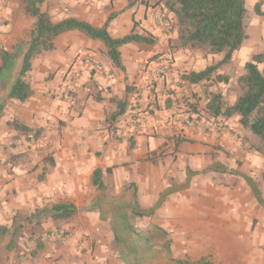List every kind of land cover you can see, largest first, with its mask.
<instances>
[{
  "label": "crops",
  "instance_id": "obj_1",
  "mask_svg": "<svg viewBox=\"0 0 264 264\" xmlns=\"http://www.w3.org/2000/svg\"><path fill=\"white\" fill-rule=\"evenodd\" d=\"M156 2L140 0L129 9L127 0H46L39 6L53 23L76 18L96 28L116 14L107 26L112 38L129 35L135 27L140 34H150L155 44L120 47L122 71L113 65L101 41L70 31L54 40L52 51L31 60L24 79L32 95L23 102L4 97L2 120L10 121L11 126L17 122L33 131L38 129L40 134L28 139L17 132L23 165L8 167L6 175L0 171L4 178L0 184V242L4 243L0 246L9 248L15 239L13 249L20 250L31 243L33 233L41 231L29 224L33 219L48 215L55 222L61 221L52 218L55 204L73 205L74 215L65 220L78 215L81 221L98 215V204L104 199L114 202L113 208L120 211L115 203L126 191L125 198L133 200L134 213L135 201L144 206L142 203L158 200L164 191L152 177L153 165L158 166L161 177H174L170 167L184 171L187 165L206 177V209H212L215 200H223L228 221L221 231L223 239L215 240L214 247L241 250L232 252L224 264H254L253 257H263L264 155L251 148L256 138L240 126L238 116L217 118L224 129L208 131L203 137L196 136L186 123L195 115L187 111V103L193 101L191 92V96L196 95L198 114L203 116L206 91L220 93L227 104L239 96L236 82L244 74L246 63L240 60V53L247 49V40L217 71L236 86L232 96L227 94L225 82L224 88L191 84L183 75L204 70L209 66L207 60L215 55L203 61L198 56L204 52L198 50L174 48L170 54L169 47L177 42L176 22L165 9L155 6ZM259 11L262 15L257 17L256 28L259 39H264V0ZM164 14L172 19L169 31L161 19ZM35 21L13 0L0 1V46L10 50L16 43L29 40ZM171 57L173 64L167 72L155 76L158 66ZM221 58L218 56L217 61ZM85 59L99 64L100 69L84 67ZM118 102H125L124 113L109 125L107 118L116 111ZM95 171L101 172L102 189L92 183ZM116 173L128 176L117 179ZM254 191L260 193L261 203ZM70 222L66 230L73 226ZM35 242L34 252L23 257L26 264L40 260L43 243ZM55 256L39 262L48 264ZM214 257L215 261L206 258L220 264Z\"/></svg>",
  "mask_w": 264,
  "mask_h": 264
},
{
  "label": "rangeland",
  "instance_id": "obj_2",
  "mask_svg": "<svg viewBox=\"0 0 264 264\" xmlns=\"http://www.w3.org/2000/svg\"><path fill=\"white\" fill-rule=\"evenodd\" d=\"M13 1L16 7L23 6V0ZM244 4L248 14L246 33L250 35L247 41L245 40L247 49L240 53V60L247 63L254 56L264 53V39L258 37L256 20L259 21L260 17L257 19L258 15L254 9L257 4H261V0H244ZM170 47L173 50L176 43ZM198 57L204 61L209 54L204 52ZM210 58L207 63L214 66L218 62V55ZM165 61L168 65L173 64L172 57ZM259 68L264 69V63L260 64ZM226 83L225 86L222 82L215 83L212 87L222 88L228 85L227 94L232 96L236 86L230 82ZM7 85L9 84L4 80H0V102L4 101ZM191 94L193 92L189 98L193 101L187 103V111L192 109V105L197 104L194 102L196 95ZM3 115L4 111L0 114V171L6 175L12 167L23 165L21 159L23 154L20 153L19 134L10 125V121L4 123ZM200 116L205 118L203 115ZM184 166V171H180L178 167H170L175 174L174 177L166 175L161 177L158 176L160 171L158 166L153 165L152 177L158 183L156 186L164 191L158 200L142 203L144 206L139 205L137 214L132 211L133 200H127L124 191L115 203L120 211L113 208L114 202L104 199L98 204L100 206L98 215H88L81 221L78 220V215L70 220L57 222L48 215L33 219L29 224L33 228L39 227L40 233H33L32 242L28 241L27 246L24 242L20 250H15L14 247L9 249L3 246L4 242L1 241L0 264H26L23 257L34 252L35 241L38 240L43 243L42 251L39 252L41 256L38 255L40 260L31 261L29 264L49 261L53 255H56L53 262H47L48 264H177L178 260L193 262L202 257H209L215 261L214 255L217 256V262L224 264L232 252L235 254L240 249L214 247L215 240L223 239L224 234L221 231L228 221L224 216L223 200H215L212 209H206L208 205L207 193L204 190L206 177L197 175L189 166ZM140 173L139 170V176ZM127 176L125 173H116L114 178L125 179ZM3 181L4 178L0 177V184ZM69 221L73 226L66 230ZM20 235L22 237V233ZM15 252H18L16 256ZM236 257L240 262H245L244 258ZM253 259L257 262L254 264H259L262 259L264 260V254L263 257L256 256Z\"/></svg>",
  "mask_w": 264,
  "mask_h": 264
},
{
  "label": "trees",
  "instance_id": "obj_3",
  "mask_svg": "<svg viewBox=\"0 0 264 264\" xmlns=\"http://www.w3.org/2000/svg\"><path fill=\"white\" fill-rule=\"evenodd\" d=\"M46 0H23V11L26 16L36 19L32 31L29 33L27 42H18L10 50L0 47V80L9 82L6 99L23 102L32 95V90L24 77L30 70L31 60L42 52L54 49V40L61 34L70 31H79L92 40L101 41L107 49V56L113 65L122 71L119 48L123 45L136 43L152 46L155 44L152 36L146 32L140 34L134 30L122 38H112L107 26L116 17L111 14L104 26L93 27L87 22L76 18H68L53 23L46 13H41L39 6ZM127 8H132L140 0H127ZM155 6L165 9L176 22L177 42L176 48L190 49L205 52L209 55L222 56L214 66H208L199 72H188L183 75V80L191 84H205L212 87L215 83L228 82L227 76L217 74L219 68L230 62L233 54L237 52L248 35L246 33L247 10L244 0H157ZM257 15L259 4L255 6ZM169 53L173 50L170 47ZM152 57L151 59H155ZM264 63V55H256L250 62L244 65V74L236 82L240 92L232 104H227L220 93L204 90L207 103L204 107L207 118L239 117L240 126L250 132L256 143L251 148L264 155V69L259 65ZM215 74L214 76H212ZM129 87V86H127ZM125 102H118L117 109L107 118L109 125L116 122L117 118L124 113ZM190 114H197L196 105L191 106ZM4 109V102H0V114ZM12 127L18 133L28 139L37 138L39 130L32 129L12 122ZM92 183L98 189L103 188L101 172L95 171ZM261 203L260 193L254 191ZM52 218L65 220L75 213L73 205L63 203L52 206ZM138 212V203L134 202V213ZM15 237V235H14ZM15 239L9 245L13 248ZM177 264H213L206 257L193 262L176 261Z\"/></svg>",
  "mask_w": 264,
  "mask_h": 264
},
{
  "label": "built area",
  "instance_id": "obj_4",
  "mask_svg": "<svg viewBox=\"0 0 264 264\" xmlns=\"http://www.w3.org/2000/svg\"><path fill=\"white\" fill-rule=\"evenodd\" d=\"M162 22L167 30L171 28V21L169 18H167L165 15L161 17ZM84 67L88 68L89 70H99V64H96L94 61L90 59H85L83 61ZM169 65L166 63V61L162 62L158 68L154 71V75L158 76L163 73H166L168 70ZM66 93H69V90L66 91ZM187 125L189 127L193 128V131L196 136L203 137L208 131H221L224 129L223 123L215 118H203L198 113L195 114L193 117L187 118L186 121Z\"/></svg>",
  "mask_w": 264,
  "mask_h": 264
}]
</instances>
